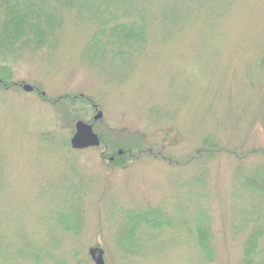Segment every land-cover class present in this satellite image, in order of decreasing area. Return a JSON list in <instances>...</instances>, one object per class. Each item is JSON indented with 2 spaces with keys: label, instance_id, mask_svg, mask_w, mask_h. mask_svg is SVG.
Here are the masks:
<instances>
[{
  "label": "rangeland",
  "instance_id": "rangeland-1",
  "mask_svg": "<svg viewBox=\"0 0 264 264\" xmlns=\"http://www.w3.org/2000/svg\"><path fill=\"white\" fill-rule=\"evenodd\" d=\"M134 1L149 23L147 46L127 64L93 52L82 60L93 28L75 13L64 15L54 46L0 58L9 82L38 89L0 86V236L9 248L0 264H35V251L41 264H93L90 248L103 250L105 264H240L257 230L264 261V196L235 181L239 166L243 175L264 170V156L192 159L208 137L236 155L264 150V0ZM78 96L102 113L94 133L122 146L111 155L130 146L142 155L118 166L102 148L72 150L76 121L96 113L69 101ZM148 208L169 226H142L130 240L125 217Z\"/></svg>",
  "mask_w": 264,
  "mask_h": 264
},
{
  "label": "trees",
  "instance_id": "trees-1",
  "mask_svg": "<svg viewBox=\"0 0 264 264\" xmlns=\"http://www.w3.org/2000/svg\"><path fill=\"white\" fill-rule=\"evenodd\" d=\"M141 2L144 4L143 0ZM157 2L166 4L170 0H157ZM134 6H137L134 0H0V58L5 62L9 57L19 52L33 53L41 48L54 46L58 35L65 26L64 15L66 13H75L81 19V23H86L90 29L91 27L93 28L92 37L81 54L82 60L87 53L93 52L92 60L119 61L118 65L121 66L124 58H128L127 64L130 62V54L137 55L147 46L149 23L140 19L141 11H137ZM83 15L84 17H82ZM123 19V23L113 24L115 21ZM260 65L264 67V58L261 60ZM0 72H2L4 77H1L4 80H0V86H5V88L19 87V84H14L7 80L12 73L8 64L4 63L0 67ZM33 89L36 92L38 91L37 88ZM39 94L40 97L45 98V95H41V92ZM63 99L66 98H58L53 102L57 104L59 103L58 101L61 100L62 102ZM76 99L86 105H90L93 110L94 102L92 98L78 96L69 98V101L73 103L76 102ZM88 111V108L81 107L78 112L85 117ZM88 123L94 127V123L91 121ZM262 127L264 128V122ZM99 137L100 148L104 150L101 156L102 158L113 156L114 161L112 164L126 166L131 159L125 157V155L133 154L134 156L135 153H137L135 154L136 157L142 155L143 151L140 146L123 147V155L119 157L111 155L110 151H114L121 145H109L102 136ZM218 144L213 138H205L202 141V149L198 150L192 159L195 160L199 159V156H204L209 160L214 154L219 153L232 155L237 161H243L247 157H253L254 155L264 156V150L257 149L236 155L233 152L222 150ZM243 173L245 172L242 166L237 167V177L235 179L237 186L244 189L245 192L259 193L264 196V170L257 168L247 175H243ZM2 178L3 172L0 168V197L4 193L2 182L6 183L5 180L2 181ZM72 214V211L68 212L67 216ZM125 219L127 224L123 229L129 232L130 240L135 238L137 230L142 226L151 229L169 226L166 223V215L159 208H148L144 212L137 210L127 215ZM57 225L64 226L61 223ZM261 234V231L257 230L247 236L240 264H264V261H256L257 241ZM206 237V229L197 228L196 245L202 255H206L209 252ZM119 247V250H122L121 246ZM1 248L5 249V252L9 249L3 236H0ZM28 259L30 263L41 264L44 258L42 256L40 259L35 251Z\"/></svg>",
  "mask_w": 264,
  "mask_h": 264
},
{
  "label": "water",
  "instance_id": "water-1",
  "mask_svg": "<svg viewBox=\"0 0 264 264\" xmlns=\"http://www.w3.org/2000/svg\"><path fill=\"white\" fill-rule=\"evenodd\" d=\"M21 89L26 93H31L33 87L30 85H21ZM41 95H44L42 93ZM102 118V113L97 111L92 118V122H97ZM69 145L73 150H86L89 148H98L100 146V138L93 132L92 125L83 121H77L74 126V134L72 135ZM122 154V151L117 153L118 156ZM113 158H109L111 162ZM88 256L93 264H105L104 253L100 248H90L88 250Z\"/></svg>",
  "mask_w": 264,
  "mask_h": 264
},
{
  "label": "flooded vegetation",
  "instance_id": "flooded-vegetation-1",
  "mask_svg": "<svg viewBox=\"0 0 264 264\" xmlns=\"http://www.w3.org/2000/svg\"><path fill=\"white\" fill-rule=\"evenodd\" d=\"M94 110H95V109H94ZM111 157H113V156H111ZM108 158H109V157H108ZM113 159H114V157H113ZM113 161H114V160H113ZM113 161H112V162H113Z\"/></svg>",
  "mask_w": 264,
  "mask_h": 264
}]
</instances>
